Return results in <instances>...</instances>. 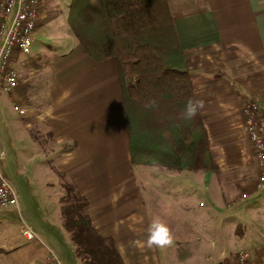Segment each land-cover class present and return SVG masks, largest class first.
Segmentation results:
<instances>
[{
  "label": "crops",
  "instance_id": "obj_1",
  "mask_svg": "<svg viewBox=\"0 0 264 264\" xmlns=\"http://www.w3.org/2000/svg\"><path fill=\"white\" fill-rule=\"evenodd\" d=\"M171 11L180 46L195 51L190 60L179 61L177 66L194 79L197 100L204 103L200 111L210 145L219 153L220 172L211 174L216 180L210 173L132 164L124 116L127 88L119 81L116 61H93L75 36L71 39L66 34L68 44L57 46L59 54L52 59L44 42L41 50L35 46L37 38L32 51L19 57L18 70L27 80L37 66L50 77L45 100L38 104L40 116L30 122L42 124L45 143L60 148L56 169L87 199L92 223L103 237L113 239L124 264H218L242 252L249 253V264H261L255 262L264 260L261 211L243 218L244 238L231 248L224 233L223 245H218L214 240L218 233L201 219L198 224L190 207L201 200L203 192L221 189L222 203L230 205L243 190L255 187L248 170L237 173L248 158L240 100L264 90V0H172ZM45 32L39 38L47 42ZM27 80L12 94L15 99H28ZM186 192L190 195L182 202ZM41 195L31 193V199L19 201L23 219L46 245L77 264L75 247L63 228L62 193L56 203L44 202ZM156 216L171 231L180 230L175 250L147 246L148 229ZM231 235L235 238L236 234L232 231ZM134 241L144 242L143 246ZM43 250L27 246L21 215L0 211V264H44L47 254Z\"/></svg>",
  "mask_w": 264,
  "mask_h": 264
},
{
  "label": "trees",
  "instance_id": "obj_2",
  "mask_svg": "<svg viewBox=\"0 0 264 264\" xmlns=\"http://www.w3.org/2000/svg\"><path fill=\"white\" fill-rule=\"evenodd\" d=\"M171 2L71 0L67 25L93 61H116L119 81L127 88L124 116L132 164L218 174L219 153L210 145L201 111L191 120L182 116L187 101L197 100L195 81L177 64H165H184L195 53L180 46ZM151 100L156 106L145 108ZM61 188L63 228L78 263L124 264L113 239L103 237L92 223L87 199L68 182ZM218 264H242L240 254Z\"/></svg>",
  "mask_w": 264,
  "mask_h": 264
},
{
  "label": "rangeland",
  "instance_id": "obj_3",
  "mask_svg": "<svg viewBox=\"0 0 264 264\" xmlns=\"http://www.w3.org/2000/svg\"><path fill=\"white\" fill-rule=\"evenodd\" d=\"M70 3L71 0H46L45 7L47 13L50 15V19L54 17L57 20L50 21L49 19L50 22L48 24H44V26L42 25L37 29L38 34L35 35L37 38L35 46L41 50L43 49L41 46L43 47L46 44L47 49L51 50L49 53L51 59L59 54L57 46H60L61 43L68 44L66 34L69 38L73 37L71 39H75L72 31L66 24ZM46 30H48L47 34L49 35L47 42L41 39L44 37L43 35L46 34ZM43 42L45 44H43ZM44 55V52H42V58H44ZM36 56H38V54ZM21 57H24V55ZM179 61L180 60L166 61L165 64L168 68H171V66H173L172 64L178 65L180 63ZM37 69L38 66L34 68V75L31 79L28 78V80L27 77L22 74L23 71L19 69L20 85L21 81L23 82L25 80L29 83L27 84V100L19 101L17 98L15 99L12 94H0V144L6 153V159L3 161L2 169L6 179L13 185L19 201L31 199V193H40L42 194L40 198L44 202L48 200L49 202L56 203V197L58 198L61 193L63 196L61 184L66 183V181L60 179L58 175L59 171L56 169L57 155H59L60 148L56 149L54 144L49 142L45 143L46 132L43 130L42 124L33 125L31 124L32 122H30L40 116L42 107L38 104L45 100L43 96L46 97V93L48 92L47 85L50 81L49 75H43V73ZM22 105L28 109L25 115H21L19 110H17V106ZM246 159L247 164L244 166V169L237 171V173L239 172L238 175H240L248 170L250 175L249 178L256 187L255 183L257 182L254 161L249 154ZM210 177L216 180L215 175H211ZM160 183H162V181H157V184ZM221 185H223V183H221ZM240 189L241 188H238L239 191ZM254 190V187L243 190L241 195L235 198L234 203H239V199L243 194H251ZM220 193L221 189H216V191L213 189L211 194L203 192L201 200L196 199V202L190 207L191 212L193 216L196 212V218H199L196 220L198 224L202 221L203 225H211L209 228L218 233L217 236L219 238L214 239L217 241L218 245H223L222 233H224L230 247L235 248V244L242 242L244 238L242 232L246 225L243 224V218L256 211H261L264 214V192L232 208H230V205L234 203H230V205L223 204L221 201L222 194ZM189 195L190 193L186 192L181 201H186ZM211 197L214 203L217 204L216 206L210 201ZM42 210L44 211V206H42ZM237 228L240 230L239 232L236 231ZM232 231L236 234L235 238L231 235ZM171 232L174 239L170 248L175 250L178 242L177 236H180V230ZM37 248L39 247L32 250H37ZM173 254L175 253L173 252ZM61 259L65 264H73L62 257ZM46 260L47 257L45 258L44 264H46ZM255 262L264 264V260L255 259ZM76 263L79 264L77 260ZM247 264H249V262Z\"/></svg>",
  "mask_w": 264,
  "mask_h": 264
},
{
  "label": "built area",
  "instance_id": "obj_4",
  "mask_svg": "<svg viewBox=\"0 0 264 264\" xmlns=\"http://www.w3.org/2000/svg\"><path fill=\"white\" fill-rule=\"evenodd\" d=\"M46 0H0V94L11 95L20 85L18 59L29 54L36 42L37 29L49 21L46 11ZM136 85V80H132ZM21 115L28 109L17 106ZM240 111L243 118L244 145L254 161L256 187L253 193L243 194L239 202L243 203L254 195L264 192V90L248 93L240 100ZM0 211H15L21 215L22 235L27 246H37L47 254L46 264H65L61 257L46 245L23 219L21 206L13 185L3 174L5 154L0 144ZM250 255L240 253L242 264H247Z\"/></svg>",
  "mask_w": 264,
  "mask_h": 264
},
{
  "label": "clouds",
  "instance_id": "obj_5",
  "mask_svg": "<svg viewBox=\"0 0 264 264\" xmlns=\"http://www.w3.org/2000/svg\"><path fill=\"white\" fill-rule=\"evenodd\" d=\"M155 106L156 101L151 100L145 105V108H153ZM203 107V101L189 99L184 106L182 116L184 119L191 120L197 116L199 110ZM0 156H3V153H0ZM173 239V234L167 223L164 222L159 216L154 217L148 229V238L146 241L147 246H155L157 248L170 247L173 244ZM133 243L143 246L144 242L134 241Z\"/></svg>",
  "mask_w": 264,
  "mask_h": 264
}]
</instances>
